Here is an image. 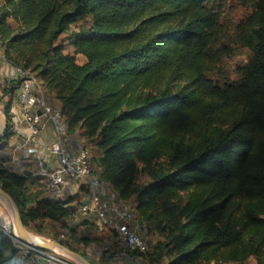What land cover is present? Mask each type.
Here are the masks:
<instances>
[{"label":"trees","instance_id":"16d2710c","mask_svg":"<svg viewBox=\"0 0 264 264\" xmlns=\"http://www.w3.org/2000/svg\"><path fill=\"white\" fill-rule=\"evenodd\" d=\"M214 1L0 3L6 61L38 77L116 200L147 232L164 233L148 253H132L151 264H264V0L238 26L250 52L240 78L222 85L207 77L220 35ZM18 87L1 90L8 123ZM11 135L9 125L0 156ZM142 172L150 182L139 186ZM30 177L0 165L25 228L59 223L67 238L58 240L100 264L78 248L111 236L80 219L85 188L54 199L28 192ZM0 264L35 263L0 232Z\"/></svg>","mask_w":264,"mask_h":264},{"label":"built area","instance_id":"2783aa9c","mask_svg":"<svg viewBox=\"0 0 264 264\" xmlns=\"http://www.w3.org/2000/svg\"><path fill=\"white\" fill-rule=\"evenodd\" d=\"M0 57L4 58L1 48ZM13 67L10 78L19 83L16 103L27 131L26 143L34 145L31 153L40 165L47 163V157L54 162L45 174L51 196L62 199L66 187L71 189L69 196L85 188L79 212L93 216L99 233L111 235L106 241L87 247V254L106 264H151L132 254H146L150 250L146 230L137 221L132 208L117 201L106 181L94 171L88 149L69 147L70 137L61 110L48 102L38 77L28 69ZM48 128L52 130V138L40 146V137ZM3 166L10 165L3 163ZM1 232L12 238L22 259L35 264L60 262L57 253L23 245L13 239L10 230Z\"/></svg>","mask_w":264,"mask_h":264},{"label":"rangeland","instance_id":"374dc122","mask_svg":"<svg viewBox=\"0 0 264 264\" xmlns=\"http://www.w3.org/2000/svg\"><path fill=\"white\" fill-rule=\"evenodd\" d=\"M256 2L257 0H218L208 5L209 10H211L217 16L218 30L220 33L218 41L215 47L213 48L214 51H216V54L214 56L216 62L215 69L207 75V77L213 83L222 85L224 83L235 81L240 78V69L249 59L250 52L240 42L238 35V26L240 25V23L245 21V19L253 12V10L255 9ZM67 50L71 51V48L67 47ZM76 59L78 63H82L84 61V58L81 55H78ZM1 81H0L1 83L0 91L3 83L6 82L3 80ZM50 101L53 102L52 100ZM3 102L4 100L0 99L1 111H2ZM74 138L76 139V137H72V138L70 137V144L73 148L78 147L79 145V144L75 145L76 141L74 140ZM80 146H86V145H84V143L81 142ZM2 153L1 154L4 156H0V165L8 162L6 163V165L15 167L16 162H13L12 159L13 152H11L9 148H7L4 149ZM16 168L19 169V167ZM149 182H150L149 176L143 172L138 175L136 180V184L139 186L142 185L144 186ZM31 188L32 186H28V192L29 189L31 190ZM79 217L81 220H83L87 216L79 215ZM74 219H76V217ZM40 229L42 230L36 231L33 228H26L27 232L31 236L37 237L39 239L44 238V239L59 241L58 239L63 240L67 238L66 230L59 223L53 224L52 222H44ZM83 229L84 228H81L79 230L78 233L79 235L81 234L86 235V232ZM8 230L12 231L13 236L16 235V230L13 225L11 213L5 204L4 207L0 206V232L8 231ZM60 235H63V237H59ZM146 235L148 236V242L152 246L156 241L162 239V235H164V233H161V236H157L155 233H149L148 230V232L146 231ZM78 248L81 251L84 250L83 252L87 256L91 257L86 252L87 248L85 244H80ZM95 261L99 262L100 264H106L103 261H97V260ZM64 262L65 264H74V261L68 258L67 256L64 258ZM55 264H64V263L57 262ZM126 264H136V263L127 262Z\"/></svg>","mask_w":264,"mask_h":264},{"label":"crops","instance_id":"0c3cea01","mask_svg":"<svg viewBox=\"0 0 264 264\" xmlns=\"http://www.w3.org/2000/svg\"><path fill=\"white\" fill-rule=\"evenodd\" d=\"M14 72V67L10 63L6 61L5 58L0 57V81H6L3 83L1 90L9 85V81H14L10 78V75ZM2 82V81H1ZM17 82V81H16ZM1 84V83H0ZM15 91L13 95V100L11 104V117L9 121V125L11 127L12 135L10 136L7 144V148L10 149L12 154L13 162L15 163V167H12L15 171H25L29 172L31 174V183L29 186H32L31 190L29 189V192H36V191H42L44 195H51L50 190L46 187V177L45 174L48 172V170L53 166L54 163L53 160H51L49 157H47V163H44L43 165H40L35 157L31 153V149L34 147L32 143H26V137H27V131L25 129V125L21 121V110L20 107L16 103V93ZM0 94L1 91H0ZM7 99V98H6ZM52 138V130L48 128L40 137V146L48 143ZM69 147L73 149L71 144L69 143ZM15 152V153H14ZM46 156V155H45ZM8 163V162H6ZM16 167H19L17 169ZM71 193L70 188H65V194L69 195ZM87 217H92L91 215H87ZM59 260L61 263H64L65 256H62L61 254H57ZM74 264H76L74 262Z\"/></svg>","mask_w":264,"mask_h":264},{"label":"water","instance_id":"95a60500","mask_svg":"<svg viewBox=\"0 0 264 264\" xmlns=\"http://www.w3.org/2000/svg\"><path fill=\"white\" fill-rule=\"evenodd\" d=\"M8 126V120L0 110V142L4 138ZM0 200H3L7 203V208L11 213L13 225L16 230V235L13 236L14 240L26 246H32L41 250L55 252L65 257L67 256L68 258L72 259L76 264H94L80 253L73 251L63 245L60 241L47 240L44 238L39 239L38 242L31 241L30 234L27 232L25 226L22 223L21 215L15 201L13 200L12 196L6 191H4L1 187Z\"/></svg>","mask_w":264,"mask_h":264},{"label":"bare ground","instance_id":"6f19581e","mask_svg":"<svg viewBox=\"0 0 264 264\" xmlns=\"http://www.w3.org/2000/svg\"><path fill=\"white\" fill-rule=\"evenodd\" d=\"M5 204H6V206H7V203H6L5 201L0 200V206H3V207H4ZM30 239H31V241H33V242H38V241H39V238L34 237V236H31V235H30Z\"/></svg>","mask_w":264,"mask_h":264}]
</instances>
